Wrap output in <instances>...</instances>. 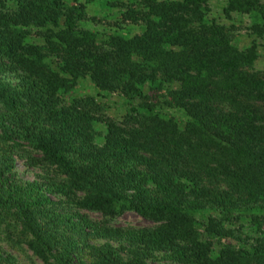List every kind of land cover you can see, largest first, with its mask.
I'll use <instances>...</instances> for the list:
<instances>
[{
    "label": "trees",
    "instance_id": "16d2710c",
    "mask_svg": "<svg viewBox=\"0 0 264 264\" xmlns=\"http://www.w3.org/2000/svg\"><path fill=\"white\" fill-rule=\"evenodd\" d=\"M159 261L264 264V0H0V264Z\"/></svg>",
    "mask_w": 264,
    "mask_h": 264
},
{
    "label": "rangeland",
    "instance_id": "374dc122",
    "mask_svg": "<svg viewBox=\"0 0 264 264\" xmlns=\"http://www.w3.org/2000/svg\"><path fill=\"white\" fill-rule=\"evenodd\" d=\"M97 7L88 4L86 6V13H87V19H84L83 21H81L83 24H85V26H99V27H108L110 26V23L112 21L107 22L108 17H92L91 15L95 14L97 12ZM114 9H112L113 11ZM99 16V15H98ZM92 17V20H91ZM90 18V19H88ZM97 18V19H96ZM100 18V19H99ZM99 19V20H98ZM136 27L133 26L131 27V29L129 30L130 32L135 31ZM15 167L16 170L19 174V176L23 179H32L34 177V173L36 172L35 168H32L31 166H27L24 163V160L20 157H16L15 158ZM90 216L96 217L95 213H89L87 212ZM117 223H129V224H133V225H144L147 222L144 221L141 217H139L138 215H136L134 212L132 211H125L124 213H122L117 219H116ZM158 264H170L168 262H164V261H159Z\"/></svg>",
    "mask_w": 264,
    "mask_h": 264
}]
</instances>
